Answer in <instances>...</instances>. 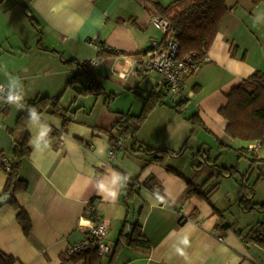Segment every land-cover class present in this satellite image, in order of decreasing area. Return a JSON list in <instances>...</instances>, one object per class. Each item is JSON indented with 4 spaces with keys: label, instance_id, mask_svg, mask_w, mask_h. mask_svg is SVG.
Masks as SVG:
<instances>
[{
    "label": "crops",
    "instance_id": "0c3cea01",
    "mask_svg": "<svg viewBox=\"0 0 264 264\" xmlns=\"http://www.w3.org/2000/svg\"><path fill=\"white\" fill-rule=\"evenodd\" d=\"M155 1L169 6L176 0ZM19 2L39 23L44 50L39 48V42L33 48L22 40L16 49L18 56L34 59V66L30 60L7 70L0 63V82L8 85L12 79L18 80L20 95L27 104L37 98H60L61 106L73 115L64 128L62 117L42 113L41 121L49 125L50 131L37 148L32 122L24 132L16 128L24 108L17 106L0 112V196L4 195L7 181L4 158L11 159L14 146L27 136L32 151L20 171L28 189L15 195L17 204L31 220L32 233L29 237L24 234L17 219L19 211L10 205L11 201L5 204L0 210V253L12 257L15 264H61L67 248L85 240L94 210L107 224V244L111 250L125 222L130 226L139 224L152 245L149 252L125 247L116 264H248V256L264 264V248L247 238L262 215L260 221L240 229L227 218L224 213L227 209H221L213 200L217 193L210 203L186 198L184 180L160 164L148 165L151 160L148 155H130L121 150L110 159L113 148L109 133L115 127L118 114L140 115L145 99L155 92L159 81L157 74L140 75L133 62L136 56L150 49L153 41L165 40L163 31L153 21L159 15L148 0ZM12 5L11 10L18 6L16 0ZM226 6L229 12L207 52L209 61L198 73L184 80V94L189 96V104L183 115L175 111L180 102L161 94L166 98L164 105L151 113L137 133L136 138L142 144L155 150L173 151L187 145L191 153L207 150L210 139H218L236 152L259 144L261 149L255 154L264 159V145L233 140L226 133L228 122L219 114L234 88L255 72L264 73V3L227 0ZM9 10L6 13H10ZM232 47L239 50L236 57L231 54ZM101 51L121 55L99 57ZM15 52L11 49L6 54L12 56ZM244 53L246 59L242 60ZM70 61L77 64L70 65ZM79 63L92 70L106 94L76 95L75 91L88 87L85 77L73 88H67L76 76L83 74ZM196 114L205 129H194L189 122ZM62 132L66 135L64 140L60 138ZM131 145L128 141L124 147L130 149ZM251 154L252 151L242 152L243 158L249 160ZM192 158L193 154L186 153L170 159L167 164L187 176L194 173L189 167ZM184 159L187 160L183 163ZM113 175L118 181L115 185L111 184ZM207 178H198L197 184L202 185ZM151 180H156L164 199L141 189ZM101 182L117 195L102 193L98 188ZM134 183L139 195L126 200L127 188ZM231 191L225 193L226 198L238 205V189ZM256 197L257 193L254 202L262 204ZM214 207L222 214L216 213ZM183 217L190 221L183 224ZM224 225L230 226L227 232L216 229ZM110 260V255L104 257L102 264H109Z\"/></svg>",
    "mask_w": 264,
    "mask_h": 264
},
{
    "label": "trees",
    "instance_id": "16d2710c",
    "mask_svg": "<svg viewBox=\"0 0 264 264\" xmlns=\"http://www.w3.org/2000/svg\"><path fill=\"white\" fill-rule=\"evenodd\" d=\"M255 5L264 3V0H251ZM19 3V0H16ZM227 0H176L169 6H162L155 0H148L151 7L158 13L159 17L166 20L172 28L175 38L180 43L178 52V60H185L190 54L197 53L199 58H202L214 43L219 27L223 19L228 14L229 10L226 6ZM24 13L29 17L32 27L36 30L37 36L42 39V32L39 23L33 18L32 14L26 6H22ZM40 39L39 48L44 50L42 41ZM48 51V50H45ZM239 50L232 47L231 54L236 57ZM52 53L61 55L56 51ZM119 54L113 51L99 53V57H117ZM140 55L136 56L139 57ZM135 57V58H136ZM246 59V53L242 55V60ZM76 61L68 62L70 65ZM77 63V62H76ZM83 70V74L76 76L67 88H73L81 77H85L88 81V87L81 91H75L78 96H100L106 94L99 82H97L94 73L85 64L79 63ZM108 95V94H107ZM111 100L114 99L112 96ZM165 97L156 92H152L146 99L143 110L140 115L132 116L127 113H119L118 120L112 131L117 133V136L111 131L110 143L113 149L124 151L130 155L143 153L150 157V164H160L166 170L184 180L187 189L185 197L188 199L197 198L202 201L210 203L212 196L218 191L223 179L227 177L234 178L241 174L239 188H238V205L244 212L257 211L262 215V220L254 225L248 232L247 238L254 241L257 245L264 248V203L258 204L254 202L257 185L264 180V174L257 177L255 183L250 185L252 171L257 168L259 164L264 165V159H259L255 152L251 154L249 160V168L246 173H240L239 166L226 168L218 165V158L212 159L210 150L200 149L194 152L192 158V169L199 173L205 166L210 167L215 173L210 174L207 180L198 185L195 179L189 180L182 173L168 166V161L175 157L186 154L188 146L185 145L180 151H173L170 149H152L136 138L138 131L146 123L151 113L159 106L164 105ZM60 98L43 97L29 101L28 107H34L39 116L42 113H48L60 116L64 120V128L68 126L73 115L69 110H65L61 104ZM189 101L180 102L175 111L178 115H183ZM219 114L228 122L226 133L233 140L241 141L243 143H260L264 145V73L255 72L249 79L232 90L228 96V103L221 108ZM30 119L26 110L19 116L16 128L18 131L24 132L30 123ZM189 122L194 129H205V125L196 114L193 115ZM57 135V134H54ZM53 135V136H54ZM218 140V139H217ZM131 142L130 149L124 147L126 142ZM83 144L82 142H80ZM220 150H232L225 146L218 140ZM84 145V144H83ZM87 146V145H86ZM238 162L243 159L242 152L248 153L247 148L237 150ZM30 139L25 137L22 143H17L11 155L10 168L7 169L5 163L4 170L7 175V181L4 188V195H10V205L19 211L17 215L18 222L23 228L24 234L29 237L32 233V223L27 213L17 204L15 195L25 192L28 189V184L20 177L22 163L31 155ZM6 160V158H4ZM206 160V161H205ZM137 183V182H136ZM214 184L212 187L211 184ZM152 194L164 199V195L156 180H151L141 186ZM126 200H133L136 195H139V190L136 184H131L127 188ZM3 196H0V200ZM4 205L0 203V210ZM216 213L222 214L214 207ZM220 232H227L230 226H218L216 228ZM129 247L133 250H141L149 252L152 248L150 241L144 236L142 227L139 224L130 226L125 222L122 231L119 235L118 241L111 251L110 263L116 264V259L122 249ZM103 257L99 255L97 245L95 243L89 244L87 247L79 250L73 255L65 253L62 256L61 264L70 262H85V264H102ZM0 264H15L12 257L0 253Z\"/></svg>",
    "mask_w": 264,
    "mask_h": 264
},
{
    "label": "built area",
    "instance_id": "2783aa9c",
    "mask_svg": "<svg viewBox=\"0 0 264 264\" xmlns=\"http://www.w3.org/2000/svg\"><path fill=\"white\" fill-rule=\"evenodd\" d=\"M153 21L160 27L165 35L163 42L153 41L150 49L139 57L134 58L136 71L143 76H152L157 74L159 81L155 87V92L166 96H171L178 102L187 101L189 96L184 94V80L198 73L202 66L209 61L206 52L202 58L197 53L190 54L185 60H178V52L180 48L179 41L175 38L171 25L164 19L156 17ZM121 55L120 53H118ZM94 63V62H92ZM7 86L0 82V112L11 107H17L16 103H6L2 97L7 93ZM22 97V96H21ZM22 108L27 109V103L23 97L20 101ZM66 137L62 132L61 140ZM250 151H258L261 149L259 144L248 147ZM118 153L117 149L110 151V159L113 160ZM11 159L4 160L7 169L10 168ZM190 219L183 217L182 223L189 222ZM108 227L103 217L96 211L91 214L89 219L88 231L84 241L79 244L69 246L66 253L73 255L79 250L87 247L91 243L97 245L100 256L108 257L111 254V247L107 244ZM248 264H262L255 258L247 257Z\"/></svg>",
    "mask_w": 264,
    "mask_h": 264
},
{
    "label": "rangeland",
    "instance_id": "374dc122",
    "mask_svg": "<svg viewBox=\"0 0 264 264\" xmlns=\"http://www.w3.org/2000/svg\"><path fill=\"white\" fill-rule=\"evenodd\" d=\"M15 0H0V63L4 69L8 70V67L17 68L18 63L20 62H26L32 60V66H34V59L30 58H19V54L17 53V48L20 45V42L23 40V42L27 45H32L33 48L35 46L37 47V43L40 42V37L36 36L37 32L32 27L29 17L26 16L24 13V10L22 8L23 4L21 2L17 3L18 6L15 5V9L11 10L10 7H14L12 4ZM10 9V10H9ZM11 11L10 13L6 11ZM11 29H9V28ZM15 50L16 52L11 55L6 54V51L9 50ZM28 51V50H27ZM12 53V52H11ZM15 55V56H14ZM18 56V57H17ZM23 58V59H21ZM21 60V61H20ZM61 61V60H60ZM63 62V61H61ZM77 63L74 62L71 65H76ZM83 78V77H81ZM80 78V79H81ZM87 80V79H86ZM70 92V91H69ZM68 92V93H69ZM71 94V93H70ZM212 140V141H211ZM209 143L207 145V150H210V155L212 159L218 158V165L224 166L226 168H230L233 166H239L240 173H246L249 168V159L243 158L240 162H238V152L232 150L231 152L227 150H220L219 144L217 139H210ZM238 145V144H237ZM238 147V146H236ZM249 151L250 149L247 148ZM264 151V150H263ZM194 152H197L194 151ZM194 152L191 153L190 148L187 149V154L191 155L194 154ZM187 159L182 160V162H186ZM182 163V164H183ZM181 164V165H182ZM190 169H192V160L189 164ZM193 170V169H192ZM187 173V172H185ZM215 173L210 167L205 166L202 171L199 173L195 172L192 174H186L185 176L187 179L192 180L195 179L196 183L198 181V178L203 177H209L210 174ZM261 174H264V165H258L257 168H255L252 171V182L255 183L258 176ZM194 176V178H192ZM242 176L241 174L232 177H227L223 179L221 182V186L216 192L218 195L213 199L216 204L221 209H227L226 212H224L227 216V218L235 223L237 227L240 229H247L248 227L252 226L256 223V221H260L261 214L257 211L251 212V213H245L242 209L238 207V205H234L231 203L226 197L228 194H225L228 191H231V189H238L239 188V182L237 183V180H239V177ZM206 179V178H205ZM251 181V180H250ZM213 185V183L211 184ZM259 187V190H257V197L256 200L259 202H264V180L261 181L257 188ZM232 192V191H231ZM215 195V194H214ZM257 201V202H258ZM258 219V220H257Z\"/></svg>",
    "mask_w": 264,
    "mask_h": 264
},
{
    "label": "clouds",
    "instance_id": "9594fccd",
    "mask_svg": "<svg viewBox=\"0 0 264 264\" xmlns=\"http://www.w3.org/2000/svg\"><path fill=\"white\" fill-rule=\"evenodd\" d=\"M2 99L6 103H16L18 106L23 107V105L20 103L22 97L19 92V81L16 79H12L9 81V84L7 86V93L5 96L2 97ZM27 115L32 122L34 129H35V138H34V145L38 148L40 142L44 141V139L48 136V133L50 131L49 125L46 123H43L41 121V118L37 112V110L34 107H28L26 109ZM117 178L115 175H113L111 184L115 185L117 183ZM99 190L102 193H105L106 195H110L112 197H115L117 193L112 190L107 184L100 183L98 185Z\"/></svg>",
    "mask_w": 264,
    "mask_h": 264
},
{
    "label": "water",
    "instance_id": "95a60500",
    "mask_svg": "<svg viewBox=\"0 0 264 264\" xmlns=\"http://www.w3.org/2000/svg\"><path fill=\"white\" fill-rule=\"evenodd\" d=\"M205 161H206V160H205ZM10 201H11V197H10V195H5V196H3V197L1 198L0 203H1L2 205H5V204L9 203Z\"/></svg>",
    "mask_w": 264,
    "mask_h": 264
}]
</instances>
